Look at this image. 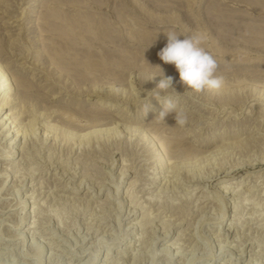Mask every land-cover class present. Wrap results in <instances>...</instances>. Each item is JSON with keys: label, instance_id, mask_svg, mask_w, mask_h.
Here are the masks:
<instances>
[{"label": "rangeland", "instance_id": "374dc122", "mask_svg": "<svg viewBox=\"0 0 264 264\" xmlns=\"http://www.w3.org/2000/svg\"><path fill=\"white\" fill-rule=\"evenodd\" d=\"M77 1L0 0V264H264V0ZM169 32L219 90L158 59Z\"/></svg>", "mask_w": 264, "mask_h": 264}, {"label": "clouds", "instance_id": "9594fccd", "mask_svg": "<svg viewBox=\"0 0 264 264\" xmlns=\"http://www.w3.org/2000/svg\"><path fill=\"white\" fill-rule=\"evenodd\" d=\"M180 37L174 32H169L166 35V44L157 53L158 59L163 64L174 67L187 91L219 90L222 87L223 78L216 75L217 63L214 57L201 46L203 37L199 35L184 36L182 39ZM156 68L162 74V70L158 66ZM171 82V77H165L160 80L156 89L170 90ZM165 107L170 109L168 114H174L175 122L183 123L182 119L177 121L176 113L171 110L174 108L171 100L162 105L159 115Z\"/></svg>", "mask_w": 264, "mask_h": 264}, {"label": "bare ground", "instance_id": "6f19581e", "mask_svg": "<svg viewBox=\"0 0 264 264\" xmlns=\"http://www.w3.org/2000/svg\"><path fill=\"white\" fill-rule=\"evenodd\" d=\"M48 1H52V3L54 2H56V4H58V6L60 5V6H69V7H75V8H79V4L80 3H78V1L77 2H75V1H70L69 2V0H46V2H48ZM75 2V3H74ZM81 7V6H80ZM53 11V10H52ZM77 11V10H76ZM58 12V11H57ZM74 19V18H73ZM44 20V19H43ZM80 20V19H79ZM79 20H76V19H74L73 20V22H71L70 23V28H80V26H81V23H80V21ZM59 21V20H58ZM44 23H46V25H48V28L50 27V28H56L57 26H59V24H56V21H52V20H50V19H48V18H46V20H45V22ZM57 23H59V22H57ZM60 25H62V24H60ZM69 27V26H68ZM82 28V27H81ZM64 33H62V35H63ZM2 42H3V40H2ZM0 51H3L2 50V48H1V45H0ZM13 77V76H12ZM0 95H3L4 93H5V90L6 89H8L9 87H10V85H12L13 84V82L14 81H12L11 79H10V77H9V75L3 70V68L0 66ZM5 96H7V95H3V97L1 98V101H0V110H2V109H5V104H7V102H5V100L8 98H6L5 99ZM9 101V100H8ZM9 103V102H8ZM166 104V103H165ZM101 105H104L103 103H102V99H99V100H97V103H96V106L94 107V109L95 110H99V108H100V106ZM8 107V106H7ZM162 111V110H161ZM163 112H166L165 110H163ZM167 113V112H166ZM12 113H10V115H11ZM167 116L165 117V119H166V123L168 122V123H170V122H173L174 120H175V118H174V116H171V115H169L168 113L166 114ZM5 116H7V115H5ZM164 116V115H163ZM8 119H11V123H14V122H16L15 121V119L14 118H11V116H9L7 119H6V121L8 120ZM4 121V120H3ZM165 123V122H164ZM16 125V124H15ZM14 132H16V133H19L20 132V134H22V132H21V129H19V127H17V130L16 131H14ZM24 132V131H23ZM134 132V131H133ZM145 137V136H144ZM27 138V137H26ZM149 145V144H148ZM172 148H174V147H172ZM5 149V148H4ZM175 149V148H174ZM148 150V149H147ZM9 151H10V149H9ZM163 155H165L163 152H162V150H160L159 151V153L157 154V157L158 156H163ZM4 156V155H3ZM155 161L156 162H159V159L157 158V159H155ZM172 165V164H171ZM123 174V173H122ZM123 176V175H122ZM198 178H199V176H198ZM197 178V179H198ZM108 181V180H107ZM110 181V180H109ZM207 181V180H206ZM130 184V183H129ZM239 185V184H238ZM129 187V186H128ZM229 188H230V186H229ZM229 189H227V188H225L224 189V191H228ZM230 195V194H229ZM24 206V205H23ZM23 206H22V208H23ZM24 218H22V217H20V219H19V221H21V220H23ZM5 222V221H4ZM196 223V222H195ZM15 224V223H14ZM165 228V227H164ZM167 228V227H166ZM229 232V229H228V231H227V233ZM169 233V229H164L163 230V228H162V233L160 234V236H157L158 238V243H163V241H165V239H166V237H167V234ZM11 235L13 234V233H10ZM9 234V235H10ZM21 234V233H20ZM71 234V233H70ZM95 234V233H94ZM9 235H8V237H9ZM15 235V234H14ZM31 235V234H30ZM87 235H88V233H87ZM179 235V234H178ZM7 236V235H6ZM15 236H17V235H15ZM20 236V235H19ZM60 236V235H59ZM130 236V235H129ZM12 237V236H11ZM62 237V236H61ZM10 238V237H9ZM86 238V235L83 237V239H85ZM155 238V237H154ZM22 240H23V238H21ZM73 239V238H72ZM151 240V239H150ZM154 240V239H153ZM216 240H217V242H220V243H223L225 240H226V238H224V237H221L220 235L219 236H217L216 237ZM106 241V240H105ZM154 241H157V240H154ZM78 242H80L79 240H78ZM139 242V241H138ZM76 243V242H75ZM248 244V243H247ZM75 245V244H74ZM163 245V244H162ZM182 245V244H181ZM39 246V245H38ZM56 246V245H55ZM149 246V245H148ZM173 245H170V246H167L164 250H162V252H164L165 253V255H168L169 256V260H178L179 258H181V255H179V254H177V252H179V250L177 249V247L176 248H173L172 250L173 251H175L176 250V255L175 256H173L172 255V253L170 254V249H171V247H172ZM176 246V245H175ZM184 246V245H183ZM215 246V245H214ZM37 247V246H36ZM153 248V247H152ZM242 248V245H238L237 247H235L234 249H240V250H238V253L237 254H243V252H244V250H242L241 249ZM39 249H41L40 247H39ZM126 249V248H125ZM127 249H129V247L127 248ZM181 249V248H180ZM227 249H229V248H227ZM160 250V251H161ZM221 250H222V248H221ZM219 251V250H218ZM224 251H226L225 249L222 251V252H224ZM229 251V250H228ZM233 251V250H232ZM36 252V251H35ZM38 252H40V251H38ZM158 252V251H157ZM5 252H1L0 251V255H5L4 254ZM32 253V252H31ZM124 253V252H123ZM230 253H234V251L233 252H230ZM78 254V253H77ZM80 254V253H79ZM79 254L78 255H76L75 254V256L74 257H72V258H67V259H65L66 261H68V263L70 262V263H74V262H76V261H79ZM33 255H31V254H26L25 256H23L22 258L23 259H32V258H30V257H32ZM56 256V255H55ZM137 256V255H136ZM145 256V255H144ZM152 256V255H151ZM58 257H61V256H58ZM172 257H174V258H172ZM192 257V256H191ZM240 257L241 256H238V258H237V260L238 259H240ZM1 260V259H0ZM58 261L57 260V257H56V259H52V257L50 256L47 260H44L43 262H42V260H38V261H36V262H38V264H42V263H44V264H51L53 261ZM180 260H182V259H180ZM188 260H189V258H188ZM59 262H60V260H59ZM124 262V261H123ZM191 262V261H190ZM2 263V262H1ZM92 263V261H88V263L87 264H91ZM227 263V262H226ZM3 264V263H2ZM14 264V263H13ZM17 264V263H16ZM106 264V263H105ZM132 264H134V263H132ZM246 264H250V263H246Z\"/></svg>", "mask_w": 264, "mask_h": 264}]
</instances>
